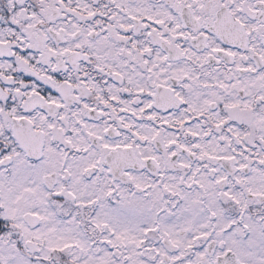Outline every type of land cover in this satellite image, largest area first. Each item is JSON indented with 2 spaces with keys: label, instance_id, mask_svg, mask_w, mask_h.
Instances as JSON below:
<instances>
[{
  "label": "snow or ice",
  "instance_id": "obj_1",
  "mask_svg": "<svg viewBox=\"0 0 264 264\" xmlns=\"http://www.w3.org/2000/svg\"><path fill=\"white\" fill-rule=\"evenodd\" d=\"M0 264H264V0H0Z\"/></svg>",
  "mask_w": 264,
  "mask_h": 264
}]
</instances>
